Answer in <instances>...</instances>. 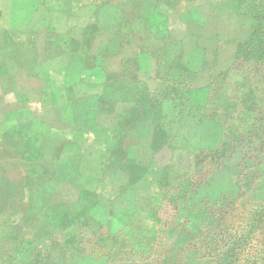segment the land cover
Wrapping results in <instances>:
<instances>
[{
    "label": "rangeland",
    "instance_id": "1",
    "mask_svg": "<svg viewBox=\"0 0 264 264\" xmlns=\"http://www.w3.org/2000/svg\"><path fill=\"white\" fill-rule=\"evenodd\" d=\"M0 264H264V0H0Z\"/></svg>",
    "mask_w": 264,
    "mask_h": 264
},
{
    "label": "crops",
    "instance_id": "2",
    "mask_svg": "<svg viewBox=\"0 0 264 264\" xmlns=\"http://www.w3.org/2000/svg\"><path fill=\"white\" fill-rule=\"evenodd\" d=\"M136 1H139V0H136ZM149 1V0H148ZM152 1H154V0H152ZM142 3H145L146 1H141Z\"/></svg>",
    "mask_w": 264,
    "mask_h": 264
}]
</instances>
